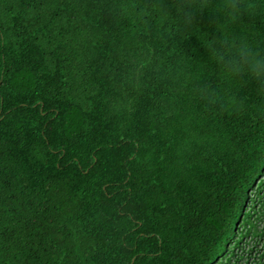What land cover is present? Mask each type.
Returning a JSON list of instances; mask_svg holds the SVG:
<instances>
[{"label":"trees","instance_id":"trees-1","mask_svg":"<svg viewBox=\"0 0 264 264\" xmlns=\"http://www.w3.org/2000/svg\"><path fill=\"white\" fill-rule=\"evenodd\" d=\"M264 0H0V264H264Z\"/></svg>","mask_w":264,"mask_h":264},{"label":"clouds","instance_id":"clouds-1","mask_svg":"<svg viewBox=\"0 0 264 264\" xmlns=\"http://www.w3.org/2000/svg\"><path fill=\"white\" fill-rule=\"evenodd\" d=\"M252 67L257 75L264 74V60L252 58Z\"/></svg>","mask_w":264,"mask_h":264}]
</instances>
